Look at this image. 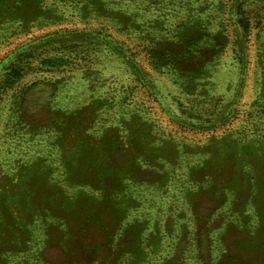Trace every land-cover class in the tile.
I'll use <instances>...</instances> for the list:
<instances>
[{"label": "rangeland", "instance_id": "rangeland-1", "mask_svg": "<svg viewBox=\"0 0 264 264\" xmlns=\"http://www.w3.org/2000/svg\"><path fill=\"white\" fill-rule=\"evenodd\" d=\"M0 264H264V0H0Z\"/></svg>", "mask_w": 264, "mask_h": 264}]
</instances>
